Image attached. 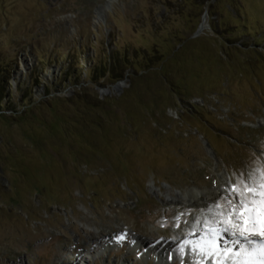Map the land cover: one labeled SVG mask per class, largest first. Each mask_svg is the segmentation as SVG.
Segmentation results:
<instances>
[{
    "label": "rangeland",
    "instance_id": "1",
    "mask_svg": "<svg viewBox=\"0 0 264 264\" xmlns=\"http://www.w3.org/2000/svg\"><path fill=\"white\" fill-rule=\"evenodd\" d=\"M0 90V264H157L264 162V0H0Z\"/></svg>",
    "mask_w": 264,
    "mask_h": 264
},
{
    "label": "snow or ice",
    "instance_id": "2",
    "mask_svg": "<svg viewBox=\"0 0 264 264\" xmlns=\"http://www.w3.org/2000/svg\"><path fill=\"white\" fill-rule=\"evenodd\" d=\"M225 184L226 187L217 190L225 198L223 206L215 205L217 219L209 225L206 238L193 247L202 256L216 257V264H225L229 250H222L218 242L227 233L235 243L250 246H242L233 255V264H264V162L241 172L235 182L228 180ZM220 198L217 195L215 200Z\"/></svg>",
    "mask_w": 264,
    "mask_h": 264
},
{
    "label": "bare ground",
    "instance_id": "3",
    "mask_svg": "<svg viewBox=\"0 0 264 264\" xmlns=\"http://www.w3.org/2000/svg\"><path fill=\"white\" fill-rule=\"evenodd\" d=\"M122 88V84L118 85L116 89ZM261 123V122H260ZM223 177V176H222ZM221 177V179H222ZM223 181V180H222ZM151 190L153 193L158 196L163 201H187L190 204L193 203L195 205L197 204H203V205H208L211 204L217 195H221V193H218L217 190H187L186 192H164L162 189H157L155 187H152ZM217 219V218H216ZM208 221V220H207ZM207 223V222H206ZM202 224V223H201ZM204 224V223H203ZM211 224V223H210ZM209 224V225H210ZM209 225L206 224V226L200 225L198 227V231L195 234H191L188 237L178 239V240H172V241H167V240H155L150 237H142L140 240L137 238V244H139L138 248L139 250H143L145 252V257L147 256H154L155 259L157 260V264H167L168 261H171L172 258H180L184 252L189 255V258L192 261H204L205 258H210L208 256H202L201 254L196 255L194 251L192 250L193 245L206 238ZM197 226V225H195ZM218 226V225H217ZM194 228V227H193ZM197 228V227H196ZM195 228V229H196ZM99 236H97L98 238ZM96 239V237H93ZM106 239V238H105ZM107 240V239H106ZM109 240V239H108ZM109 241H113L112 239ZM219 246L221 249H228L230 254L229 258L225 261V264H232L233 262V255L235 253H238L241 251L242 244H237L234 242V238L227 234L223 233L221 235V238L219 240ZM243 247H250L249 245L244 244ZM183 248V251L181 250ZM194 248V247H193ZM137 249V248H136ZM198 250V249H197ZM88 253L90 251L88 250ZM194 255V256H193ZM144 257V256H142ZM82 257L78 258L76 262L78 263L81 261ZM146 259V258H144ZM182 259V258H181ZM167 261V262H166ZM217 258L216 257H211L210 262L211 264H216ZM165 262V263H164Z\"/></svg>",
    "mask_w": 264,
    "mask_h": 264
},
{
    "label": "trees",
    "instance_id": "4",
    "mask_svg": "<svg viewBox=\"0 0 264 264\" xmlns=\"http://www.w3.org/2000/svg\"><path fill=\"white\" fill-rule=\"evenodd\" d=\"M211 1V0H210ZM8 72L11 70V68H8L6 69ZM3 93L2 90H0V107H1V104H2V101H3Z\"/></svg>",
    "mask_w": 264,
    "mask_h": 264
},
{
    "label": "water",
    "instance_id": "5",
    "mask_svg": "<svg viewBox=\"0 0 264 264\" xmlns=\"http://www.w3.org/2000/svg\"><path fill=\"white\" fill-rule=\"evenodd\" d=\"M201 29H202V26H201Z\"/></svg>",
    "mask_w": 264,
    "mask_h": 264
}]
</instances>
